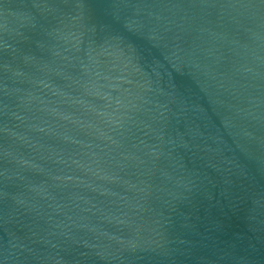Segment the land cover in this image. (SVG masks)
Instances as JSON below:
<instances>
[{
	"label": "water",
	"instance_id": "95a60500",
	"mask_svg": "<svg viewBox=\"0 0 264 264\" xmlns=\"http://www.w3.org/2000/svg\"><path fill=\"white\" fill-rule=\"evenodd\" d=\"M0 264H264V0H0Z\"/></svg>",
	"mask_w": 264,
	"mask_h": 264
}]
</instances>
